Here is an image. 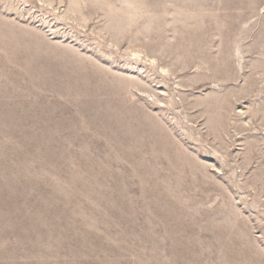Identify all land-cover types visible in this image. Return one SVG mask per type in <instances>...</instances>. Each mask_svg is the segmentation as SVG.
<instances>
[{"label":"rangeland","instance_id":"1","mask_svg":"<svg viewBox=\"0 0 264 264\" xmlns=\"http://www.w3.org/2000/svg\"><path fill=\"white\" fill-rule=\"evenodd\" d=\"M263 3L0 0V264H264Z\"/></svg>","mask_w":264,"mask_h":264},{"label":"bare ground","instance_id":"2","mask_svg":"<svg viewBox=\"0 0 264 264\" xmlns=\"http://www.w3.org/2000/svg\"><path fill=\"white\" fill-rule=\"evenodd\" d=\"M247 1H248V0H247ZM260 2H261V1H260ZM253 3H254V2H253ZM247 4H248V3H247ZM259 4H260V3H259ZM263 4H264V3H263ZM243 5H245V4H243ZM249 5H250V4H249ZM254 6H255V5H254ZM261 6H263V5H261ZM261 6H260V7H261ZM248 7H250V6H248ZM244 8H245V7H244ZM238 9H239V8H238ZM251 9H252V8H251ZM255 9L257 10V8H255ZM247 10H248V8H247ZM0 113H2V112L0 111ZM4 113H6V112H4ZM4 113H3V114H4ZM3 114H1V115H3ZM6 115H8V113H7ZM3 117H5V116L3 115ZM6 117L9 118V116H6ZM6 117H5V118H6ZM0 118H2V117L0 116ZM5 120H6V119H5ZM5 120H4V121H5ZM0 121H2V119H1ZM2 122H3V121H2ZM6 122H7V121H6ZM0 123H1V122H0ZM5 128H7V127H5ZM3 149H4V147H3ZM5 151H6V148H5ZM5 151H4V153H5ZM2 152H3V151H2Z\"/></svg>","mask_w":264,"mask_h":264}]
</instances>
